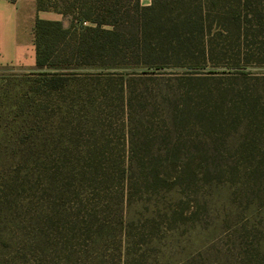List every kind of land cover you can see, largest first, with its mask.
<instances>
[{
  "label": "rangeland",
  "instance_id": "rangeland-1",
  "mask_svg": "<svg viewBox=\"0 0 264 264\" xmlns=\"http://www.w3.org/2000/svg\"><path fill=\"white\" fill-rule=\"evenodd\" d=\"M165 71H0V264H264V62Z\"/></svg>",
  "mask_w": 264,
  "mask_h": 264
},
{
  "label": "trees",
  "instance_id": "trees-1",
  "mask_svg": "<svg viewBox=\"0 0 264 264\" xmlns=\"http://www.w3.org/2000/svg\"><path fill=\"white\" fill-rule=\"evenodd\" d=\"M35 7L68 24L35 17L37 69L11 75L26 86L25 103L61 87L66 68H132L154 80L182 68L185 75L166 78L181 81L207 65L264 62V0H35ZM181 96L175 116L216 121V108L186 90Z\"/></svg>",
  "mask_w": 264,
  "mask_h": 264
},
{
  "label": "crops",
  "instance_id": "crops-1",
  "mask_svg": "<svg viewBox=\"0 0 264 264\" xmlns=\"http://www.w3.org/2000/svg\"><path fill=\"white\" fill-rule=\"evenodd\" d=\"M147 5L151 0H139ZM60 20L51 11H37L35 0H0V71L28 72L37 69L32 27L35 17Z\"/></svg>",
  "mask_w": 264,
  "mask_h": 264
}]
</instances>
